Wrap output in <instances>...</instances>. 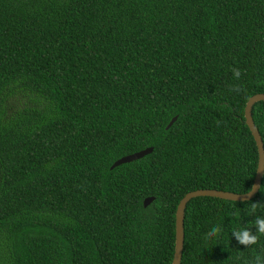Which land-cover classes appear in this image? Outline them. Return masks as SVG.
I'll use <instances>...</instances> for the list:
<instances>
[{
	"label": "trees",
	"instance_id": "1",
	"mask_svg": "<svg viewBox=\"0 0 264 264\" xmlns=\"http://www.w3.org/2000/svg\"><path fill=\"white\" fill-rule=\"evenodd\" d=\"M256 94L264 0H0V264H171L182 197L250 191ZM257 215L264 174L250 201L190 200L180 264L264 256L232 234Z\"/></svg>",
	"mask_w": 264,
	"mask_h": 264
},
{
	"label": "water",
	"instance_id": "2",
	"mask_svg": "<svg viewBox=\"0 0 264 264\" xmlns=\"http://www.w3.org/2000/svg\"><path fill=\"white\" fill-rule=\"evenodd\" d=\"M258 102H264V94H256L253 95L248 99L245 104L244 108V121L246 122L247 126L249 127L255 142L258 147L259 158L257 162V168L253 180V186H255V190L250 189L249 192L244 194H237L233 192H226L221 190H214V189H199L195 191H191L187 193L184 197H182L179 202L177 203L176 210H175V245H174V253L172 257L171 264H180L182 259L183 253V244H184V213L187 204L190 200L198 197H211L221 200H227L232 202H246L252 200L259 191L261 180L264 174V141L260 130L253 121L252 118V108ZM177 116H174L171 120L168 121L165 128H168L172 122L176 120ZM153 149L152 146H147L145 148L136 150L134 152L125 154L120 156L119 158L115 159L110 167L118 165L122 162L130 161L135 158L141 157L144 154L150 152ZM153 196H146L143 200L144 205H148L152 200Z\"/></svg>",
	"mask_w": 264,
	"mask_h": 264
},
{
	"label": "clouds",
	"instance_id": "3",
	"mask_svg": "<svg viewBox=\"0 0 264 264\" xmlns=\"http://www.w3.org/2000/svg\"><path fill=\"white\" fill-rule=\"evenodd\" d=\"M233 72H234V76L236 77V79H239L240 75H241L240 70L234 69ZM231 90L239 92L240 88L234 86ZM252 190H255V186H253V189H251V191ZM259 207H261V204L252 203L251 208H250V214H255ZM252 227H255V229H256L255 233H253L251 231L252 228H248V227L233 230V232H232L233 236L236 238L238 243L240 245L245 246L246 248H249L252 245L257 244L259 242L260 238L262 236H264V215H257L255 220L252 221ZM221 232H222V228L219 225L213 226L205 234V239L206 240H212L213 238H217V237H219ZM245 264H264V256L257 254L255 256L254 260L245 261Z\"/></svg>",
	"mask_w": 264,
	"mask_h": 264
}]
</instances>
